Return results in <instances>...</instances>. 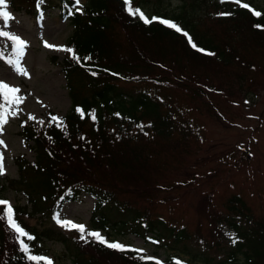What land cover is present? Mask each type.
I'll list each match as a JSON object with an SVG mask.
<instances>
[{
    "label": "trees",
    "instance_id": "obj_1",
    "mask_svg": "<svg viewBox=\"0 0 264 264\" xmlns=\"http://www.w3.org/2000/svg\"><path fill=\"white\" fill-rule=\"evenodd\" d=\"M149 2L131 0L140 9ZM11 6L33 16L59 7L72 26L67 45L79 62L68 53L61 63L71 101L63 125L24 127L21 135L32 142L35 162L16 158L18 179L0 184V200L7 190L26 196L29 207L12 209L16 222L33 237L24 238L29 253L21 251L15 234L0 220V264H34L27 256H44L43 240L61 243L71 264H155L141 261L136 251L111 249L92 237L85 242L78 231L63 234L55 219L64 203L81 194L95 202L91 230L131 234L156 250L172 251L168 264H175L179 254L189 257L190 264H211L205 252L222 255L216 264H264V219L253 214L243 195H231L220 211L209 195L199 198L197 220L207 224L206 240L199 229L190 232L156 212L167 199L155 197L166 190V181L159 184L169 176L163 171L167 160L174 162L173 172L193 174L201 151L200 116L208 113L222 121L215 103L226 100L227 87L232 91L235 84L245 85L248 93L264 89V5L255 7L261 14L256 16L222 0H190L176 12L157 14L150 24L130 16L123 0H86L81 11L73 0H12ZM233 72L237 80L229 87ZM131 142L140 148L132 149ZM183 156L190 160L188 166L182 165ZM149 168L159 177H149ZM215 176L209 173L205 181ZM194 184L199 181L180 183L175 177L167 191ZM4 207L0 205V216Z\"/></svg>",
    "mask_w": 264,
    "mask_h": 264
},
{
    "label": "rangeland",
    "instance_id": "obj_2",
    "mask_svg": "<svg viewBox=\"0 0 264 264\" xmlns=\"http://www.w3.org/2000/svg\"><path fill=\"white\" fill-rule=\"evenodd\" d=\"M10 1L12 2V0H7V10L14 19L9 22L7 27L0 20V30L9 31L26 41L27 47L25 55L21 59V66L26 70L27 75L17 73L14 66L7 63L9 59L15 58L12 44L6 38L0 37V57H2L0 58V81L18 88L20 90L18 94L24 98L23 103L19 105L18 114L10 116L8 122L0 130V140L4 142L0 145V155L3 156L4 165V174L0 175V184H5L7 179L18 178L14 158L23 157L30 163L35 162L34 151L20 136L22 126L35 125L40 122H44L45 125L49 120H52L53 116L58 117L61 121L71 106L66 82L60 68L63 58L68 52L59 49L67 48L72 27L59 16L58 9L51 10L45 18L36 20L26 12H14L13 8L9 6ZM150 1L147 5H143L144 8L140 9L139 7L138 9L146 16L154 17H157V14L160 16L164 13L171 14L178 11L183 2L190 4V0H163L159 4L156 0ZM224 2H227L231 7L238 5L235 0H224ZM241 3H246L251 8H260L264 5V0H241ZM77 4L81 8L86 4V1L78 0ZM132 7L134 8L133 5ZM209 11L212 14L213 11ZM202 26L200 29L204 28ZM45 42L56 47L46 48ZM54 57H56L55 61H53ZM235 74L233 72L232 78L226 83L227 86L231 87V84L237 80ZM215 83L217 82L215 81ZM215 83L213 84L215 85ZM239 86L238 84L233 85L232 91L227 87L229 91L226 100L215 103L222 114V121L208 113L200 116L201 130L198 144L201 151L197 155L199 158L194 165L193 174H191V170L173 172L175 170L174 162L172 159L171 161L167 160L163 171H166L165 176H169L159 184L163 187L166 181V190L163 192L164 189H162L155 196L159 201L167 199L156 208V212L187 227L190 232L199 229L201 238L205 240L206 237H209L207 224L204 219L201 222L197 220L199 198L205 194L210 196V201L216 211L222 210L224 202L232 194L243 195L242 198L251 208L253 214L260 217L261 221L264 219V89L258 87L255 93H248L244 92L245 85ZM178 96L182 99L184 97ZM177 103L182 106L188 105L181 101ZM30 115L36 119H29ZM195 118L197 119L196 116ZM130 147L136 150L140 148V145L131 142ZM183 158L184 156L181 160ZM188 164H190L188 158L182 160V165L188 166ZM152 172L153 170L149 168L146 174L155 179L159 177ZM209 173H215L216 176L211 181H205V177ZM175 177L176 181L179 180L180 183L196 179L199 184H194L189 188L184 187L179 192L174 189L167 191V188L172 186V180ZM4 197L11 206H23L27 203L21 193L17 194L11 190H7ZM137 206L141 207L142 204L138 203ZM93 207V199L83 194L79 201L64 206L58 221L69 220L85 225L86 230H89ZM27 222L31 226L36 224L31 219H27ZM197 224L200 225L197 226ZM62 228L66 234L72 231L63 226ZM99 233L109 242H118L131 249L143 250L139 252L140 258L144 257V259L141 258L143 262L160 261L161 264H168L169 256L173 253L163 249L156 250L153 244H144L140 238L130 234L119 235L111 230ZM90 237L86 236V239L89 240ZM44 246L48 250L47 258L52 261V264H71V258L66 255L62 244L45 242ZM192 252L200 254V250L196 248H193ZM205 253L209 254V258H212L211 264H216L223 258L220 254ZM178 260L188 263L189 257L179 254ZM195 263L202 264L197 261ZM236 264H242V261L238 260Z\"/></svg>",
    "mask_w": 264,
    "mask_h": 264
},
{
    "label": "snow or ice",
    "instance_id": "obj_3",
    "mask_svg": "<svg viewBox=\"0 0 264 264\" xmlns=\"http://www.w3.org/2000/svg\"><path fill=\"white\" fill-rule=\"evenodd\" d=\"M78 2V0H77ZM224 2V0H222ZM123 3L125 5V9L128 12L130 16H138L140 20H142L145 24H150L153 22V20H156L157 18L153 17L151 20L146 17V15L138 8H133L131 4V0H123ZM235 3H237L240 7H243L245 9H249V5L246 3H241V0H235ZM256 16L261 15L259 12L253 13ZM14 19L11 15V13L7 10V0H0V20L4 22L5 27L8 26L9 22ZM161 24L166 25L168 28L175 29L176 32H181V29L174 23L169 22L167 20H159ZM186 37H188L189 43H192L191 37L188 36V34L185 32L183 33ZM0 37H4L7 40L11 41L12 49L14 52V59H9L7 63L9 65L14 66L17 73L22 75H27L26 70L21 66V59L25 55V49L27 47L26 41H24L21 37L18 35L12 34L9 31L0 30ZM46 48H55L56 46L50 45L47 42H45L44 45ZM192 47H196L195 44H192ZM59 50L68 52L72 55V58L77 60L79 62V57L76 56L75 52L71 48H61ZM197 51H203L202 49H197ZM211 54V53H209ZM2 58V57H0ZM90 59V58H89ZM19 89L15 88L13 86L8 85L7 83H4L0 81V130H2V126L8 122V118L10 116H15L19 112V105L23 103L24 98L20 96ZM77 112L80 113L81 118L84 116V112L82 109L77 108ZM91 119L95 120L96 116L95 113L90 114ZM29 119L35 120L36 118L34 116H29ZM52 121L56 122V126L60 127V124L62 123L59 121L58 117L53 116ZM43 123V122H41ZM4 142L0 140V145H2ZM4 174V165H3V156L0 155V175ZM0 205L5 206L3 211L4 214L0 216V220H4L7 223L8 228L15 234L16 239L20 245V250L29 253V247L28 244L25 243V239L28 240L33 239L32 236H30L15 220L14 211L8 201L0 200ZM62 223V226L65 228H68L70 230H76L80 233V239L86 240V236H91L94 238V240L101 245H104L108 248L115 249L121 252L125 251H138L142 252L143 250H137V249H130L125 245H122L118 242H109L107 241L99 232H89L86 230L85 225L82 224H76L69 220H63L58 221ZM144 259V257H141ZM27 259L30 261H33L34 264H52V261L48 259L47 257L43 256H36L28 254ZM147 259H153V258H147ZM155 264H161L160 261H156ZM175 264H182L180 261H175Z\"/></svg>",
    "mask_w": 264,
    "mask_h": 264
}]
</instances>
